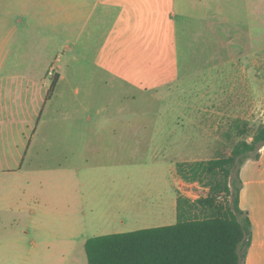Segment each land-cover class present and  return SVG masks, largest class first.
<instances>
[{"label": "rangeland", "instance_id": "rangeland-1", "mask_svg": "<svg viewBox=\"0 0 264 264\" xmlns=\"http://www.w3.org/2000/svg\"><path fill=\"white\" fill-rule=\"evenodd\" d=\"M39 1L0 0V140L52 158L62 142L109 143L132 217L86 239L176 223V178L185 197L208 191L178 164L227 156L264 123V0H173L138 26L117 20L123 5ZM68 264H88L85 250Z\"/></svg>", "mask_w": 264, "mask_h": 264}, {"label": "crops", "instance_id": "crops-1", "mask_svg": "<svg viewBox=\"0 0 264 264\" xmlns=\"http://www.w3.org/2000/svg\"><path fill=\"white\" fill-rule=\"evenodd\" d=\"M48 2L51 0L39 1ZM93 2L94 9L103 4V10L109 12L115 5H123L117 16L122 26L148 25L146 19L160 18L158 14L174 8L173 0ZM61 78L58 72V81ZM102 130L101 126L90 129L97 134ZM80 132H84L83 127ZM108 144L99 139L62 142V157L52 158L38 152L30 155L32 142L25 146L16 140H0V264H68L83 254L87 230L127 223V213L132 217L130 197L111 190L118 169L121 178L126 169L112 166L116 164L110 163ZM86 150L92 159L86 158ZM240 177V207L252 222L245 264H264V146L258 159L244 162ZM180 183L177 177L171 203L177 218Z\"/></svg>", "mask_w": 264, "mask_h": 264}, {"label": "trees", "instance_id": "trees-1", "mask_svg": "<svg viewBox=\"0 0 264 264\" xmlns=\"http://www.w3.org/2000/svg\"><path fill=\"white\" fill-rule=\"evenodd\" d=\"M57 83L58 74L49 93ZM263 146L261 123L251 141L241 139L227 156L179 163V175L205 184L206 195L195 200L180 195L174 224L90 237L88 264H245L252 222L240 207V168L258 159Z\"/></svg>", "mask_w": 264, "mask_h": 264}]
</instances>
